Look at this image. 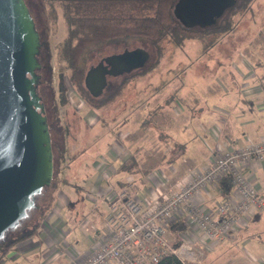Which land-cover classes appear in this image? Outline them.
<instances>
[{
    "label": "rangeland",
    "instance_id": "1",
    "mask_svg": "<svg viewBox=\"0 0 264 264\" xmlns=\"http://www.w3.org/2000/svg\"><path fill=\"white\" fill-rule=\"evenodd\" d=\"M24 1L40 36L37 58L41 68L38 71L40 79L37 91L50 121L54 122L59 116L58 125L51 133L54 145L53 170L59 171L56 176L59 175L61 188V195L57 196L52 209L55 214L60 212L62 206H66L65 200L71 199L69 195H73V191L77 196L74 205L79 213L83 209L86 212L94 210V205L98 206V212L104 210L103 203L94 195L96 185L101 182L98 165L109 149L113 148L116 133L119 137L117 140L126 143L135 154L140 167L151 170L168 163L167 160L159 162L166 146L169 147L170 142L174 146V139L184 141L195 135L197 130L190 116H201L224 96L226 74H231V80L239 82L242 64L240 55H246L252 64L257 57L251 58L249 54L253 51L252 54L256 56L255 41L260 42L261 36L264 37V0H253L245 11L233 17L232 25L225 32L212 33L199 41L188 40L181 48L164 41L165 53L158 62L132 79L113 102L92 108L90 103H96L106 92L104 90L97 99L89 95L83 82L87 69L107 55L140 48L141 41L130 40L116 46L105 45L94 49L82 63L84 76L79 86H70L64 77L65 89L61 90L58 57L65 30L60 10L57 5L44 0ZM152 54L149 62L156 60L155 54ZM257 59L264 60V55ZM125 76L109 77L107 87L117 86ZM180 87L184 96L178 92ZM173 96L180 99L175 97V100L171 98L173 101H167ZM151 113V122L149 125L144 124ZM173 117L175 133L173 128L165 131L166 127L173 124ZM153 124L160 126L164 137L158 136L160 131ZM51 215L49 213L48 217ZM79 227L74 231L80 239L75 245L83 249L91 233ZM256 239L264 242V232L258 234ZM231 241L213 244L208 249L200 248V244L195 242L193 246L200 253L199 258H202L200 264H264V250L256 256L260 262L254 261L252 255L255 252L244 239ZM222 244L225 248L221 247ZM187 264L193 263L188 261Z\"/></svg>",
    "mask_w": 264,
    "mask_h": 264
},
{
    "label": "crops",
    "instance_id": "2",
    "mask_svg": "<svg viewBox=\"0 0 264 264\" xmlns=\"http://www.w3.org/2000/svg\"><path fill=\"white\" fill-rule=\"evenodd\" d=\"M255 44L257 47L256 56L251 51V55L249 54L251 58L264 55V37L261 36L260 42L256 40ZM257 58L253 59L256 61H252L251 64L246 55H240L242 64L239 70V82L231 80L233 79L230 77L231 74L225 75L224 96L216 100L212 107L208 108L201 116L196 118L190 116L193 127L197 130L195 135L184 141L174 139V146L172 142L169 144V141L166 144L170 146H166L159 162L167 160L168 163L151 170L143 168L148 171L145 175H131L138 192L147 196L153 193L157 200L162 201L165 194L181 184L190 172L209 165L215 154L236 150L264 140V60L259 61ZM178 92L184 96L182 87ZM174 123L175 117H173V124L166 127L165 131L173 128L175 133ZM117 138L119 137L116 133L114 147L112 145L113 148H110L102 158L110 161V164L114 166V176L111 177L112 180L106 181L105 177L99 173L98 177L101 182L96 185L95 192L104 189L111 181L114 187H117L123 184L126 177L129 176L118 172L117 164L133 153L126 143L119 142ZM245 173L257 189L259 196L264 200V159L247 164ZM59 194L61 195V192ZM72 194L69 195L71 199L65 200L66 206H62L58 214L52 210L50 212L52 215L49 217L47 215L46 219L42 221L37 234L18 244L17 248L10 252L0 264H74L84 262L92 248L105 235L102 221L104 210L98 212L97 206L92 211L86 212L83 209L82 213H79L74 205L77 196L74 191ZM235 198V191L226 178L209 185L198 195L200 206L214 218L217 217L216 205L220 201ZM62 211L63 213H61ZM175 219L184 221L185 218L179 212ZM240 223L239 229L232 232L230 237L233 240L244 239L255 252L253 253L255 256L251 254L254 261L260 262L256 256L264 250V242L257 241L256 236L264 232V211L254 212L242 219ZM186 224L188 231V223L186 222ZM79 226L88 229L91 233L88 235L89 241L87 240V245L83 249H78L75 245L80 240L74 234L75 228ZM92 233L94 234L92 235ZM231 240L222 243L233 242ZM221 247L225 248V245L222 244Z\"/></svg>",
    "mask_w": 264,
    "mask_h": 264
},
{
    "label": "water",
    "instance_id": "3",
    "mask_svg": "<svg viewBox=\"0 0 264 264\" xmlns=\"http://www.w3.org/2000/svg\"><path fill=\"white\" fill-rule=\"evenodd\" d=\"M228 0H184L182 17L191 25L219 18ZM40 36L24 0H0V241L14 231L36 197L51 183L53 152L44 104L37 87ZM139 49L103 57L84 76L88 93L102 95L107 77L143 66Z\"/></svg>",
    "mask_w": 264,
    "mask_h": 264
},
{
    "label": "built area",
    "instance_id": "4",
    "mask_svg": "<svg viewBox=\"0 0 264 264\" xmlns=\"http://www.w3.org/2000/svg\"><path fill=\"white\" fill-rule=\"evenodd\" d=\"M263 159L264 140L217 153L209 165L190 172L181 184L165 194L162 201L153 193L147 196L138 192L131 175L117 187L111 181L94 193L105 206L102 217L105 235L84 262L74 264H161L169 255H174L181 264L188 261L200 264L202 258L193 246L195 242L200 248L208 249L213 244L230 240L242 219L264 211V200L245 173L247 164ZM98 168L106 181L112 180L114 166L110 161L101 159ZM225 178L233 187L236 198L220 201L214 218L200 206L198 195ZM179 212L189 228L175 245L170 227Z\"/></svg>",
    "mask_w": 264,
    "mask_h": 264
},
{
    "label": "trees",
    "instance_id": "5",
    "mask_svg": "<svg viewBox=\"0 0 264 264\" xmlns=\"http://www.w3.org/2000/svg\"><path fill=\"white\" fill-rule=\"evenodd\" d=\"M44 1L57 5L64 22L65 34L59 47L58 57V80L61 90L65 89L64 77L67 78L70 86H79L84 76L82 63L94 49L105 45L116 46L130 40L141 41L142 46L134 49L143 52L144 57H146L145 64L132 70L133 72L124 73L123 75L126 74V76L117 86L109 85L106 87L105 96L101 97L102 94L99 96L101 99L97 100L96 103H90L92 108H99L113 102L121 95L124 87L132 79L145 72L163 57L165 53L164 41L181 48L188 40L199 41L212 33L225 32L232 25L233 17L241 11H245L253 0H239V2H237L238 0H228L223 14L212 23L205 25H191L181 17L179 7H181L184 0ZM152 53L155 54L156 60L149 62ZM175 97L179 98L173 96L167 101H173V99H176ZM152 115L151 113L147 117L144 124L149 125ZM46 117L52 152H54L53 135L51 133H53L54 127L58 125L59 116H56L54 122L50 121L48 114ZM154 127L160 129L156 125ZM158 136L161 138L165 135L160 131ZM59 170H61V166ZM117 171L128 175H145L148 172L140 167L135 154H131L124 161L118 162ZM58 172L53 170L51 183L44 187L36 197V207L28 212L27 217L21 221L14 231H10L0 241V262L15 250L18 244L34 237L41 222L52 211L57 196L61 192L60 178L59 175L56 176ZM227 181L229 182V180ZM186 230L187 224L183 220H177L170 227L175 245L179 244V237ZM161 264H181V262L174 255H169Z\"/></svg>",
    "mask_w": 264,
    "mask_h": 264
},
{
    "label": "flooded vegetation",
    "instance_id": "6",
    "mask_svg": "<svg viewBox=\"0 0 264 264\" xmlns=\"http://www.w3.org/2000/svg\"><path fill=\"white\" fill-rule=\"evenodd\" d=\"M180 9H181V8L179 7V13L181 14V10H180ZM181 17H182V15H181ZM182 18H183V17H182ZM183 19H184V18H183ZM108 78H109V77H107V84H108ZM106 87H107V85H106ZM106 87H105V89H106ZM105 89H104V90H105ZM103 92H104V91H103ZM102 94H103V93H102Z\"/></svg>",
    "mask_w": 264,
    "mask_h": 264
}]
</instances>
